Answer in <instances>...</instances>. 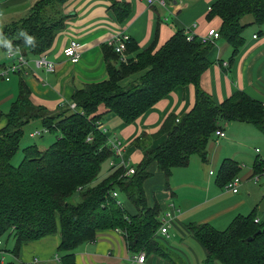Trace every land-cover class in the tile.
Wrapping results in <instances>:
<instances>
[{"label": "trees", "instance_id": "trees-1", "mask_svg": "<svg viewBox=\"0 0 264 264\" xmlns=\"http://www.w3.org/2000/svg\"><path fill=\"white\" fill-rule=\"evenodd\" d=\"M66 1L37 0L27 15L5 27L0 37L27 54L46 53L66 24ZM112 5L117 6L116 2ZM211 11L223 18L221 35L235 51L243 37L242 19L252 14L257 22H264V0H217ZM30 36L35 40L29 42ZM212 47L213 43L202 42L198 36L188 39L186 29H180L159 50L143 52L137 62L120 61L121 67L113 70L109 80L77 89L72 100L57 111L36 104L23 82L17 101L7 113V124L0 129V237L12 233L18 253L23 243L60 229L61 263L78 264L75 256L80 245L95 242L102 230L119 228L132 251H154L171 259L156 239L162 224L160 209L145 203L144 182L153 174L151 166L156 163L169 177L173 167L187 166L194 153L206 160L212 135L231 121L251 122L264 130V103L244 91L217 103L198 88L194 107L166 122L168 137L162 144L153 147L146 135L133 141L143 158L131 176L121 167L100 180L104 163L114 153L99 127L110 112L133 122L176 86L196 82L211 64L207 55ZM108 48L119 59L113 48ZM141 68L148 71L138 81L120 85L122 79ZM72 103L77 104L76 109L71 108ZM32 120H40L44 130L57 133V140L44 150L37 145L26 146L23 161L15 165L13 158ZM261 166L260 160L256 171ZM238 170L237 161L226 159L221 178L227 182ZM114 191L125 193L138 213L131 214L119 204ZM77 193L80 200L74 202ZM256 218L254 214L239 216L226 229L210 223L191 225L189 231L206 248L203 264H264V222H256Z\"/></svg>", "mask_w": 264, "mask_h": 264}, {"label": "crops", "instance_id": "crops-1", "mask_svg": "<svg viewBox=\"0 0 264 264\" xmlns=\"http://www.w3.org/2000/svg\"><path fill=\"white\" fill-rule=\"evenodd\" d=\"M36 1L0 0V32L13 21L25 17ZM165 1L162 6L158 3L150 5L148 0H67L63 7L67 17L66 24L45 53L50 60L56 62V70L47 72L31 63L28 73L23 76L11 74L9 80L0 77V129L7 124V113L17 101L23 82L30 88L36 104H43L50 111H57L72 100L77 89L109 80L113 70L121 67L120 59L107 46L108 40L116 32L130 35L128 57L134 62L147 50H159L180 29L191 28L194 36L200 39L207 36L211 29L222 32L223 18L219 13L211 11L217 0ZM112 2H116L117 6L114 7ZM242 23L245 27L238 49L235 51L224 36L216 40L207 55L211 64L196 82L176 86L133 122H126L114 112L103 116V136L107 144L110 140H120L123 144V156L116 158L117 162L125 160L130 164L132 161L137 165L141 162L143 153L133 144L141 135L148 136L153 147L162 144L168 137L164 127L166 122L171 116L181 117L194 107L198 88L212 95L217 103L239 91L264 103V22L259 23L254 15L248 14L242 19ZM73 39L79 42L82 51V60L78 64H72L63 54L64 48ZM38 55L27 54L30 60ZM9 62L6 48H0V66ZM147 71V68H141L129 74L120 81V85L127 86L138 81ZM232 122L237 121L228 122L223 127L225 137L215 133L212 135L207 144L206 160L198 153L191 155L188 165L198 162L200 171L203 172L201 183L194 176L197 170H186L184 178L179 183L172 184L156 163L151 166L153 174L144 182L146 205H157L160 213H164L163 218L172 205L180 211L174 212L175 220L169 229V237L161 235L160 228L156 232V239L172 258H165L149 250L150 252L146 251L143 264H203L206 257H198L196 250L200 248L199 243L204 248L205 246L192 232H184V227L210 223L218 229H224L237 217L251 214L264 222V186L255 188L253 184H248L244 193L241 190L233 193L223 191L226 179L220 177L218 186L214 184V177L217 171L221 172L226 159L235 160L239 164L234 159L239 156V150L235 147L238 130L252 129L255 134V124L238 122L234 126ZM111 160L112 158L109 159L110 164ZM261 160V167L264 169V159ZM112 170L111 168L110 172ZM240 170L239 164L235 175ZM256 170L257 167L254 168V173ZM253 171H247L245 179ZM255 183L264 185L263 180ZM260 189L263 190L262 193ZM183 192L187 195L185 201L180 199ZM182 206L186 207L183 211ZM123 207L131 214L138 213V208L130 200ZM159 219L163 221L160 215ZM175 226L182 233L180 243L173 241L179 238L178 233L172 232ZM11 234L7 246L13 237ZM61 240L59 229L40 240L23 243L18 253L15 252L16 247L8 250L2 241L0 256L4 259L0 261L34 264V258H38L41 259V264H62V255L59 254ZM179 245L183 250L178 248ZM191 251L196 256L195 262ZM136 253L138 252L130 249L124 232L117 228L102 230L95 242L80 245L75 258L78 264H128L129 257ZM7 256H10L9 260H6Z\"/></svg>", "mask_w": 264, "mask_h": 264}, {"label": "built area", "instance_id": "built-area-1", "mask_svg": "<svg viewBox=\"0 0 264 264\" xmlns=\"http://www.w3.org/2000/svg\"><path fill=\"white\" fill-rule=\"evenodd\" d=\"M150 5L158 3L162 6L165 5V0H148ZM186 33L188 39H192L194 34L192 33L191 28L186 29ZM221 32L217 29H211L207 36L201 38L202 42H210L213 43L221 38ZM131 42L130 35L125 32H116L114 33L107 42V45L112 47L113 50L119 55V59L121 62H128V47ZM0 48H6L7 56L10 59V62L5 64L4 66H0V77L6 80L10 79L11 74H20L25 75L28 73V68L31 67V63L35 65L36 68L43 69L47 72H54L56 70V62L50 60L45 53L39 54L34 60H30L27 56V53L19 47V46H11L9 44L4 43L2 37H0ZM64 56L70 61L72 64H78L82 60V51L79 42L76 39H73L69 42V44L64 48L63 51ZM71 108L76 109L77 104L72 103ZM102 125H100L99 129L101 130ZM103 129V128H102ZM47 131V130H45ZM42 130H36L30 134L31 137H37L38 135L42 134ZM216 135L220 137L226 136V131L223 129L216 130ZM91 137L88 138L90 140ZM111 151L114 153L112 160H111V167L112 169H118L123 167L125 169V175L131 176L136 173V168L134 166H129L128 162L122 160L120 162L116 161V158H121L123 156V144L120 140H110L108 144ZM257 152L259 150L257 149ZM261 160V159H260ZM213 174V171H211ZM254 182L264 181V169L260 171H256L254 174L250 176ZM243 182L242 178L237 177L234 175L231 177L226 183L225 187L227 190L237 193L239 191V186ZM119 192L114 191L113 196L114 198L118 199ZM121 204V202H118ZM175 211H178L175 205H172L171 210L168 212V218L162 221L160 225V233L161 235L169 237V228L175 220ZM260 219L256 218V222H259ZM2 241L0 240V245ZM4 259V258H3ZM58 259V257H57ZM146 259V251H139L136 254H133L129 257L128 264H143L145 263ZM34 264H41V259L34 258Z\"/></svg>", "mask_w": 264, "mask_h": 264}, {"label": "rangeland", "instance_id": "rangeland-1", "mask_svg": "<svg viewBox=\"0 0 264 264\" xmlns=\"http://www.w3.org/2000/svg\"><path fill=\"white\" fill-rule=\"evenodd\" d=\"M232 124H234V126H237L238 122H232ZM238 128H240V127H238ZM242 128L250 129L249 127H242ZM44 129H45V127L43 126V124H42V122L40 120H32L29 124L26 125L25 131H24V135L22 136V140H21V143H20V149H19V151L16 153V155L13 158V163L15 165H20V163L23 161V159L25 157L24 149H25L26 146L37 145L41 150H44V149H47L48 147H50L57 140V137H56L57 133L48 132V131H45ZM36 130H42L43 134L39 135L37 137H34V138L31 137L30 134L32 132L36 131ZM251 130L252 129H250V130L239 129L238 130V135H236L237 140H236V143H235V147H236V149L239 150V156H238V158H234V159L239 161V164H240V167H241V170L236 175H237V177L243 178V179H245L244 176H245V173L247 171H249V170L253 171L254 168L256 169V163L260 162L259 158L264 159V133H263V130L260 129L256 125H255V134H254V131L253 130L251 131ZM214 133L216 134V131ZM257 149L259 150V153L257 152ZM261 162H262V160H261ZM129 166H134L135 167V166H137V163L131 161ZM111 168L112 167L110 165V161L109 160L106 161L104 163V165H103V169H102V172H101L100 177H99L100 180L104 179V177L107 176L110 173ZM190 169H192L194 171H196V170L198 171L197 174H194V176L197 179H199L200 183H201L202 182V173L203 172L200 171V166H199L198 162L192 163V164H190V165H188L186 167L185 166H175V167H173L172 171H171V174L169 176V182H171L172 184L179 183L181 181V179L184 178L185 171L186 170H190ZM211 169H210V171H211ZM253 173H254V171H253ZM221 176L222 175H221L220 170L217 171V174L214 177V184L216 186H218V184H219V180L218 179ZM250 176H249V178H246L239 186V190H241V192H243V193L247 189L248 184H253L255 186V188L258 187V186L259 187L264 186V185H257L252 179H250ZM224 190L226 192H229V190H227L225 185H223V191ZM262 191L263 190L260 189L261 193H262ZM186 197H187L186 193L183 192L181 197H180V199H182V201H185ZM188 197L191 199L190 195ZM79 200H80V193H77V194H75L73 196V201L77 202ZM119 201L122 204L127 205L129 199H128V197H127V195L125 193L119 192ZM177 209H178V211H180L179 208H177ZM181 209L183 211V209H186V207L182 206ZM163 215H164V213L161 211L160 217H162V220H164L165 218L166 219L168 218V212H167V214H166V216L164 218H163ZM58 217H59V214H58ZM58 219H57V222H58ZM171 227H172V225L170 226V228ZM226 228H228V226ZM226 228H224V229H226ZM183 230H184V232H189L188 226L184 227ZM172 232L178 233V236H179V238L173 239V241L175 243L176 242L180 243L181 242L182 233L176 228V226H175V228H174V230ZM176 236H177V234H176ZM9 237H10V232H6V233L2 234V236L0 237V240L4 242V247H7L8 250H13L16 247V239L12 237L10 239V245L7 246L8 245V241H9L8 240ZM161 239H163L162 236H161ZM162 241H163V243H166L164 240H162ZM199 246H200V248L198 250H196V255H198V257H202L203 259H205V257H206L205 248L201 245V243H199ZM178 248L183 250V248L180 245L178 246ZM191 253L194 255V257L192 259L195 262L196 256H195V254L192 251H191ZM0 259H3V256H0ZM9 259H10V256H7L6 260H9Z\"/></svg>", "mask_w": 264, "mask_h": 264}, {"label": "clouds", "instance_id": "clouds-1", "mask_svg": "<svg viewBox=\"0 0 264 264\" xmlns=\"http://www.w3.org/2000/svg\"><path fill=\"white\" fill-rule=\"evenodd\" d=\"M21 33L24 34V35H27V32L21 31ZM33 40H35V37L34 36H30L29 37V42H31Z\"/></svg>", "mask_w": 264, "mask_h": 264}]
</instances>
